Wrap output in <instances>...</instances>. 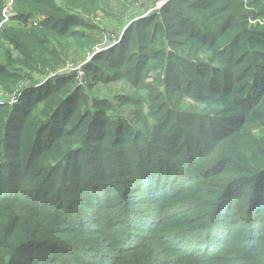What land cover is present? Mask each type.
Instances as JSON below:
<instances>
[{"label": "trees", "instance_id": "trees-1", "mask_svg": "<svg viewBox=\"0 0 264 264\" xmlns=\"http://www.w3.org/2000/svg\"><path fill=\"white\" fill-rule=\"evenodd\" d=\"M196 2L89 56L138 129L75 74L28 87L109 0H0V264H264V0Z\"/></svg>", "mask_w": 264, "mask_h": 264}, {"label": "rangeland", "instance_id": "rangeland-1", "mask_svg": "<svg viewBox=\"0 0 264 264\" xmlns=\"http://www.w3.org/2000/svg\"><path fill=\"white\" fill-rule=\"evenodd\" d=\"M157 2L158 0H109L108 7H106L107 11L105 13L101 11L98 12L93 18L90 17L93 20V24L97 27H100L101 31H90L88 29H83V31L88 35L91 33L90 35L92 38H94V42L92 41L88 46L84 45L79 47L77 40L74 37H68L67 40L61 41L66 53L64 56L65 61L56 69V71L49 72L43 79L39 78L38 80L29 83L28 87H32L33 85H35V87L40 86L50 79L55 80L58 78H66L75 74L77 76L74 82L75 90H77V88L87 90L91 94H96V96L98 95L99 98H111L112 95H117V97L114 98L112 102L119 115H121L135 128L142 129L143 125L136 118V107L134 105L130 106L129 102L125 100L127 98L133 97L134 99L136 97V92L132 89L131 85L125 81H116L105 86L95 85L94 82L96 78L93 77V72L95 73V70L89 68L90 71L88 74L85 67L89 62L88 59L91 53H95V51L99 48H110L111 46L115 45L114 42L119 40L118 36L121 34L119 31L120 25H118L119 21L126 22L136 16H138V18H142L149 15L153 11H157ZM189 2L197 3L196 0H189ZM14 3L15 0H7L4 22L9 23L12 16H15V12L13 10ZM90 18H88L86 15H83V19L87 21V23L91 21ZM36 19L37 23L41 21V17L39 15H36ZM31 22L33 24L32 19ZM105 31L107 34H103ZM81 41L84 42L85 39L83 38ZM12 57L16 58V56ZM7 58L8 52L6 49L0 47L1 65H6ZM112 73V75H114V72ZM158 73L161 72L159 71ZM26 89L28 88L24 87L22 91L24 92ZM187 104L197 106L198 110L205 108L208 111L209 109L208 106L191 100H187ZM195 110L198 111L197 109Z\"/></svg>", "mask_w": 264, "mask_h": 264}, {"label": "built area", "instance_id": "built-area-1", "mask_svg": "<svg viewBox=\"0 0 264 264\" xmlns=\"http://www.w3.org/2000/svg\"><path fill=\"white\" fill-rule=\"evenodd\" d=\"M170 0H158V2H157V5H156V9L157 10H160L165 4H167L168 2H169ZM34 25H37V20L36 21H34ZM102 49H97L96 51H95V53H97V52H100ZM91 60V57H89V59H88V61H90Z\"/></svg>", "mask_w": 264, "mask_h": 264}, {"label": "crops", "instance_id": "crops-1", "mask_svg": "<svg viewBox=\"0 0 264 264\" xmlns=\"http://www.w3.org/2000/svg\"><path fill=\"white\" fill-rule=\"evenodd\" d=\"M136 18H138V16H136V17H134V18H132V19H130L129 21H126V22H132V20H133V19H136ZM122 22H124V21H122ZM126 22H124V23H126ZM120 28H121V26H120ZM120 28H119V29H120Z\"/></svg>", "mask_w": 264, "mask_h": 264}]
</instances>
